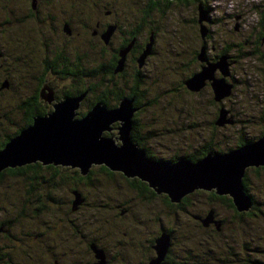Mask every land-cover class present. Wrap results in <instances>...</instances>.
I'll use <instances>...</instances> for the list:
<instances>
[{
    "label": "rangeland",
    "instance_id": "374dc122",
    "mask_svg": "<svg viewBox=\"0 0 264 264\" xmlns=\"http://www.w3.org/2000/svg\"><path fill=\"white\" fill-rule=\"evenodd\" d=\"M61 1H67L73 6L61 20L65 26L68 23L71 29L68 28V32L66 31L69 38L67 40L68 44L71 47L76 46L78 50L75 54H79L85 60L87 53H91L88 50H91L92 53L96 52L94 48L90 47L98 43L95 39L97 35L94 32L96 28L98 31L101 19V13L98 12L99 8L86 5V3L98 1ZM117 1L121 3L117 6V9H114L111 1L104 0L106 4H104L103 11L111 10L112 16L122 23L117 25V22H115L116 27L125 28L129 26L128 24L131 21L123 17L126 14H123L124 9H122L123 13H120L118 11L119 7H122L123 4L134 6L135 15L137 16L139 15L137 10L142 9V1L145 0ZM94 12H96V19L93 20L92 15ZM129 18L132 21L135 20V16L131 18L129 15ZM195 18H197L196 22ZM262 18L264 19V0H194V2L188 1V4L184 1H174L165 7L161 16L156 17L159 26L161 25L155 37L158 54L150 55L153 44L149 41L138 60L141 62L148 56H159L149 57L148 64L158 63L160 67L164 66L165 68H144L145 71L142 68V72L147 71L150 73L149 78H144L142 87L148 92L145 100L149 103L144 104L141 101L140 106L143 107L140 115L136 116L137 119L140 118L139 120L134 122L133 119L137 110L132 116V129L133 124H136L138 132L142 136L141 142H133L145 150L146 158L149 157L147 153L150 151L151 157L149 158L154 161L177 163L181 159H189L191 163H197L205 157L203 152L208 145H212L211 151L226 154L229 152L227 151L228 148L234 150L238 140H241L242 137L245 139L255 138L264 130V76L257 68L253 67V65L258 67V63L254 61L253 57L238 55L239 49L237 46L231 49L230 54L236 59L239 58V61L231 64L226 61L225 68L228 74L225 78L232 85L227 95L218 98L219 95H217L213 81L208 78L198 91H191L185 84L186 78L205 66V68H216L213 70L216 77L223 76L221 67L218 66L223 61L220 56L217 61L209 64L205 59L200 58L201 50L202 55L205 54V46L202 49V44L209 45L211 43L209 36H207L210 31L217 46L223 45V42L224 44L225 42L235 43L237 40L243 39L244 35H250L255 29L258 30L264 22L261 20ZM238 24H240L239 29H237ZM110 27L115 26L111 25ZM96 33L100 34L99 32ZM204 39H206L205 42ZM130 47L123 49L120 54L127 53ZM195 49L196 53H194ZM214 53L211 49L209 50L211 56ZM153 58L154 61L152 62ZM192 58H194L193 62ZM18 66L22 68L19 64ZM6 69L13 68L11 66L10 68H0V79ZM119 70H122V68H117L116 71ZM8 76L10 77V75ZM11 76L14 78L12 72ZM87 78L89 79L88 82L92 78L94 79V77ZM84 82L86 83V80ZM222 91H226V88ZM76 93L77 95L83 94H80V92L78 94V91ZM48 101H53V97L48 98ZM98 102L108 107L104 102ZM119 104L108 108H117ZM140 106H136L133 100V108L137 109ZM54 110L55 108L49 114ZM90 111L91 109L88 110V112ZM44 116L48 117V114ZM221 116L224 119L223 123H220ZM114 122L120 121L116 120ZM13 123L18 125L17 121ZM33 123L34 119L31 125ZM120 126L121 124L118 127ZM110 128L112 129L111 125ZM111 129L109 131L104 130L102 136L112 137L116 143L120 142V140H116L120 135L118 133L119 129H113L112 131ZM194 156L196 160H194ZM58 165L67 166L73 171L77 169L81 174L79 167ZM103 165L106 166V164H94L90 167L88 173L91 170L93 171L92 179L88 180L89 182L83 179L80 183L75 184L78 187H74V189L78 192L71 193L69 182L56 186V192L51 195L61 200L59 201L60 204L48 197L50 194L49 188H51L49 182L59 183L61 179H58L57 175L52 177L51 173H46V175L44 172L45 176L43 177L50 178L47 181L46 188L35 187L31 194L26 193L30 186L23 181L24 176L12 177L6 175L4 177L5 181L0 186V226L6 222L4 225L10 228L6 230L9 231L11 236H8L9 234L4 231V228H1L0 255L2 256L0 264H75L74 261L86 264L93 260H95L94 264H105L106 253L96 245L95 239L92 238L93 233L103 235L105 229L98 230V228L111 224L108 229L117 230L112 235L102 238V242L110 247L109 251H113L112 244L115 245L116 239L121 238L122 233H127V224L133 223V228L135 227L133 231L130 230L129 235L140 237L138 232L144 230L145 227L149 231H152V228L157 230L159 224L157 221L154 222V218L158 214L164 216L163 222L165 225H169V220H174V225H176V232L170 233L166 230L162 232L170 238L168 242L159 244L162 247L160 248L161 251H166L164 256L167 257L171 254L174 256V260H171L172 262L162 260L160 261L161 264H180L177 257L182 255L183 259H186L185 251L193 249V244H199L203 248V262L206 264H242V260L247 256H252L250 257L252 262L249 264L264 263V214H259L257 217H246L244 220L235 219V212L229 209V206L222 204L216 198L214 201L211 197H208L211 191H215L214 187H211L210 190L200 187L199 190H202V192L190 195L193 203L191 202V205L184 206V208L173 214L165 206L162 197L158 196L152 201L141 199L136 187L128 184L127 179L132 177H127L124 172L112 170L108 166L106 167L111 172H106L100 167ZM262 165L264 166V164ZM248 178L249 183L251 182L249 190L255 196L251 197L250 195L249 200L262 201L263 205L261 204L258 207V212H264V167L260 168L258 172L248 170ZM139 179L147 183L140 177ZM147 185L151 187L150 184L147 183ZM195 189L186 193L185 196ZM79 190L86 195L87 203L77 212L82 202L76 201L78 195H80ZM136 192L138 196H135ZM222 194L230 196L235 205L230 194L219 193V195ZM72 197L75 204L73 202L72 210H69L68 205L71 206V203L68 204V201ZM116 203H123V206L119 207L118 214L115 216L117 208L114 209V205ZM38 205L40 208L37 209ZM127 207H131V209H127V211ZM19 209H26V213L18 218L19 221H11L17 217ZM165 210L170 214H167ZM205 210L206 215L203 217H201L202 213L201 216L197 215V212ZM248 210H251V205L248 209L242 211L248 212ZM212 213L216 214V218L212 216ZM220 218L225 219L224 227L221 225ZM142 219L147 221L145 227L140 224ZM78 220L82 222L81 225ZM73 223L75 225L78 223V230L73 229ZM36 225L51 228L63 225L67 229H61L60 231L55 229L51 233H44L40 241H37V235L34 234ZM74 233H76L77 239H79L78 237L82 239L81 244L83 247L81 245V249L78 246L77 249L73 248V243L78 241L75 242ZM194 234L195 237H193ZM172 235L176 236V243L173 247ZM87 239H90V242L92 241L91 248L88 246ZM242 241L245 244L244 250ZM237 242L240 243V247L237 246ZM37 245L41 246L42 250L36 247ZM155 245H158V243L157 237L154 236V248ZM46 247H50L49 250H53L56 255L50 254L51 251L47 252ZM116 250L118 252L119 248H116ZM232 250L239 251L237 256H234ZM60 252L64 255L68 252L66 259L59 256ZM155 253L154 257L145 264H152L151 261L157 256V251ZM198 257L202 258L200 254ZM195 258H192V264H200ZM237 259L241 260L237 261Z\"/></svg>",
    "mask_w": 264,
    "mask_h": 264
},
{
    "label": "flooded vegetation",
    "instance_id": "af4514ba",
    "mask_svg": "<svg viewBox=\"0 0 264 264\" xmlns=\"http://www.w3.org/2000/svg\"><path fill=\"white\" fill-rule=\"evenodd\" d=\"M97 1L98 2L86 3V5H92L99 8L98 12L99 14L101 13V19L98 26L99 29L97 31L96 28L94 32V34L97 35L95 39L96 41H98V43L90 47L94 48L96 52L92 53L91 50H88L91 53H87L88 55L86 59L83 60L81 56H79V54H75L78 48L76 46L71 47L68 44L69 42L67 40H69V38L67 36V32L68 28L70 29L69 24L66 23L65 26L63 22H61L62 18H64L65 14H67L68 10L73 8V6L67 3V1L0 0V68H10V66L11 68H13L6 69L1 78V80H4L0 86V119H2L0 120V122H18L21 120L25 121L30 119L33 120L38 116L43 117L44 115H47L62 99H65L70 95H77V91L79 94L80 90L82 89L81 81L83 80V78L81 77L80 73L78 74L77 72L83 71V68H94L96 70L100 68L98 76H102V71L108 68L111 72L110 81L113 82L111 90L101 89L93 93H87L86 96L83 97L84 99L81 101L78 109L75 110L74 114L75 116H78L75 117V119L84 117L83 115H81V113H85L89 110V108L91 107L90 103L95 100L102 101L105 96L111 98V101L108 99V107H113L116 104L118 105L120 103V99L118 98L119 95H123V92H132L134 80L136 78L138 79V84H140V86H135L134 89H140L139 87H141L143 94L146 95L148 93L146 89H143L142 87L144 78H149L150 73L147 71L140 73V70L142 71V68L144 70V68L165 67H160L158 63L148 64V58L154 56H148L141 62H139L138 57L143 53L149 41H151L153 44L150 55L158 54V51L156 50L157 42L155 40V37L156 32H159L161 25L159 26V21L156 19V17L161 16L165 7L167 6V2L165 0H156V3L149 4L148 0L142 1V9L137 10L139 14L137 16L135 15L136 10L134 6H127L123 4L122 7H119L118 11L120 13H123L122 9H124L123 14L126 15H123V17L131 22L130 24H128L129 26L125 28H118V26L116 27L115 22H117V25H121L122 23H120L118 19H115L112 16L111 10L103 11L104 4H106L104 3V0ZM109 1L112 2V8L114 9H117V6L121 3L117 0ZM179 1H184V3L187 4L188 1L194 2V0ZM93 15L94 16L92 17V19L94 20L96 19V12H94ZM129 15L131 18L135 16V20L132 21L129 18ZM196 21L197 18H195V22ZM133 22L136 24H134ZM111 25H114L115 27H110ZM239 28L240 24H238L237 26V29ZM96 32H99L100 34H97ZM207 36H209L211 43H209V45H207L206 43L205 45L202 44V49L205 46L204 59L208 64L217 61L219 56H226V61L230 64L234 63L235 61H239V58L236 59L232 54H230L231 49L234 46H237V48L239 49L238 55H248V57H253L254 61L258 63V67H256V65H253V67L257 68L258 71L264 76V22L261 24V26H259L258 30L255 29L254 32L250 33V35H244L243 39L237 40L235 43L225 42L224 44L223 42V45L217 46V44H215L212 39L211 31ZM128 38H130L129 41ZM205 40L206 39H204V42ZM128 46H131L129 51H127V53H125L124 55H121V51L123 49H127ZM210 49L215 52L212 56L209 54ZM194 53H196V49L194 50ZM194 53L192 54V56L194 55ZM154 58L152 62L154 61ZM193 61L194 58H192V62ZM49 62L53 63L50 64ZM18 64L22 68H19ZM61 68L69 70L67 71V73H70L71 75H63V73L61 74ZM117 68H122V70L116 71ZM11 72L13 73L14 78H12ZM76 74L77 78L75 77ZM8 75H10V77ZM40 82H43V84L39 85ZM38 86H40V90H37ZM37 91L38 94L36 95V100L33 101L32 97L34 98ZM81 93L82 92H80V94ZM51 96L53 97V101H48V98H50ZM45 97L48 98L46 99ZM40 105L43 107H40ZM141 108L142 107H138L137 112L135 113V116L133 118L134 122L140 119H137L136 116L140 115ZM119 124L120 122H113L111 124V131L117 128ZM135 125H133L134 130L137 127V125L136 127ZM14 126L16 129L20 128L19 123L18 125L14 124ZM0 127V136H3L4 139L6 134L4 128L1 125ZM263 131L264 130H262L259 136L255 138L251 137L245 139L242 137L241 140H238V143L236 144V147H234V149L247 143L256 141L264 135V133L262 134ZM136 132H138V130H136ZM133 141L135 140L133 139ZM241 142H243V144H240ZM263 167V165L249 166L246 171L250 170L258 172L259 169ZM121 175L125 177L124 174L121 173ZM244 179L245 178H243V188L249 196L251 195V197H255L253 192H250L249 190V184L251 183H249V178L247 177L246 179L247 186L245 185ZM127 181L129 185L143 182L139 179V177H132L131 179H127ZM147 188H150L152 191L155 190L154 188L149 186ZM195 190H198L197 194L199 192H202V190L199 189ZM135 196H138L137 192ZM140 196V198L143 199V196L141 194ZM208 197H211V199L214 201L216 198L217 200L221 201L222 204L229 206V209L235 212L234 218L238 220H244V218L246 217H257L260 214L258 212V207L261 204L263 205L262 201L255 199L250 201L251 210H248V212L239 211L233 204L230 196L228 197V195L226 194L219 195L216 194L215 191H211V194H209ZM81 199L82 201L83 199H87L86 195L82 194ZM122 206L123 203H116V205H114V209L117 208L115 216L116 214H118L119 207ZM127 209H131V207H127L126 210ZM79 211L80 209H78L77 212ZM197 215L203 217L204 215H206V210L197 212ZM212 216H215L216 218V214L212 213ZM154 219V222L157 221L159 226L157 230H155V228H152V231H149V229L145 227L147 222L146 220L142 219L140 221V224L145 227L144 230H139L138 233L140 237H132V235H129L131 233L130 230L133 231L135 227L133 228V223L127 224V233H122V236L124 235V237L121 236V238H117L115 241V245L112 244V248H114L113 251H109L110 247L102 242V238L112 235L117 230L108 229L109 225L111 224H108L107 226L104 225L98 228V230L105 229V234L103 233V235H92V238L95 239L96 245L101 247V249L106 253L105 264H145L152 257H154V255L156 254V250L154 248V236L157 237L161 233L164 225L162 223L163 217L157 215ZM219 220L221 221V225L224 227L225 219L220 218ZM79 222L81 225L82 222L78 220V223ZM108 222L110 223L111 221L109 220ZM49 229L50 231L52 230V228L49 226H42L40 230L43 233H51ZM204 232L206 233V231ZM118 234L120 235V233ZM74 236L76 239L75 242L77 240L79 242L77 241V243H73V248L77 249L78 246L81 249L82 239L80 237H78L80 240L77 239L76 233H74ZM114 236H116V234H114ZM193 237H195V234L193 235ZM173 239H175L176 241V236H173ZM87 241L88 244H91L90 239H87ZM242 245L244 250V241H242ZM193 246V249H188L187 251H185L186 259H183L182 255L181 257H177L178 263L180 262V264H192V258L196 257L195 259L200 264H204L202 254L203 248L199 244H193ZM237 246L240 247L239 242H237ZM36 247L42 250L41 246L39 247L37 245ZM116 248H119L118 252ZM232 251L230 252H232L234 256H237V253H239V251ZM199 254L202 256L201 259L198 257ZM66 255L68 256V252H66ZM67 256H63V259H66ZM247 257L250 258L252 256ZM71 258L74 259L76 257ZM164 260H166L167 262H171L172 259H167L165 257ZM238 260L241 259H237V261ZM94 261L95 260H93L92 262L84 263L94 264ZM74 263L80 264L77 261H74Z\"/></svg>",
    "mask_w": 264,
    "mask_h": 264
},
{
    "label": "water",
    "instance_id": "95a60500",
    "mask_svg": "<svg viewBox=\"0 0 264 264\" xmlns=\"http://www.w3.org/2000/svg\"><path fill=\"white\" fill-rule=\"evenodd\" d=\"M200 58L204 59L202 50ZM221 58L223 61L218 66L221 67L222 77L213 74L216 68L205 66L185 81L187 87L198 91L208 78L213 81L218 98L227 95L232 85L225 78L228 74L225 68L227 57ZM224 88L226 91H222ZM85 94L58 102L48 117L34 118L33 125L7 142L0 149V172L6 168L41 162L44 165L79 167L81 174L86 175L92 165L106 164L112 170L124 172L127 177H140L158 193H168L173 202H180L192 189L202 187L210 190L214 187L218 194H230L239 211L249 208L250 200L244 192L243 177L249 166L264 164V136L226 154L208 153L197 163L183 159L177 163L158 162L146 158L145 150L130 137L132 116L138 109L132 107L131 99H122L114 109L98 102L84 118L75 119V110ZM222 117L220 123L224 122ZM116 120L121 124L115 128L119 129L120 135L115 138L120 140L119 144L112 137L102 136V132L109 131ZM76 201H82L80 195ZM169 238L166 233L157 238V256L152 264H161L160 261L165 259L166 251H161L159 244L168 242Z\"/></svg>",
    "mask_w": 264,
    "mask_h": 264
},
{
    "label": "trees",
    "instance_id": "16d2710c",
    "mask_svg": "<svg viewBox=\"0 0 264 264\" xmlns=\"http://www.w3.org/2000/svg\"><path fill=\"white\" fill-rule=\"evenodd\" d=\"M166 2H167V6L169 5V4H172V2H174L175 0H165ZM179 1V0H178ZM202 1V0H201ZM154 4V3H156V0H150L149 1V4ZM169 3V4H168ZM166 6V7H167ZM94 15H92V17H93ZM262 21H264V19L262 18L261 19ZM129 39L130 38H128V41H129ZM50 64H52L53 62H49ZM99 69L100 68H98L97 70L96 69H94V68H83L82 70L83 71H79V72H77L78 74L80 73V75H81V77L83 78V80L81 81V87H82V89L80 90V92H82V93H93V92H95V91H98V90H101V89H103V90H111V87H112V82L110 81V79H111V72L109 71V69L108 68H106V69H104L103 71H102V76H97L98 75V73H99ZM67 71H69V70H65L64 68H61L60 69V72H61V74L63 73V75H71L70 73H67ZM198 71V70H197ZM197 71H195V73L197 72ZM140 73H143L141 70H140ZM191 75H194V72L191 74ZM191 75L189 76V77H191ZM44 77V76H43ZM76 78H77V74H76V76H75ZM87 77H94V79L92 78H90L91 79V81L90 82H88V78ZM188 77V78H189ZM45 78V77H44ZM85 78H87V79H85ZM188 78H186V80L188 79ZM3 80L4 79H0V86H1V84L3 83ZM45 80V79H44ZM84 80H86V83L84 82ZM139 82H138V79L136 78L135 80H134V84H133V90H132V92H123V95H119V99H120V101L123 99H131L132 101L134 100V102H135V104H136V106H140V104L142 103L141 101H143V103L144 104H146V103H149L148 101H146L145 100V96H147V94L145 95V94H143V92H142V90H141V87H139L140 89H134V87L135 86H140V84H138ZM43 84V82L41 83L40 82V84L39 85H42ZM37 90H40V86H38L37 87ZM189 90V89H188ZM147 91V90H146ZM38 94V91H37V93L35 94V96H34V98L32 97V100L33 101H35L36 100V95ZM79 96H81V95H75V96H68V97H66V98H73V99H75L76 97H79ZM0 97H1V95H0ZM108 99L111 101V98H108V96H105L104 98H103V100H102V102H104L105 104H107L108 106H109V104H108ZM119 101V102H120ZM153 101V100H152ZM97 103V101L95 100V101H93L92 103H90L91 104V107L89 108V110L90 109H92L93 108V106L95 105ZM40 107H43V106H41L40 105ZM141 107V106H140ZM43 109V108H42ZM88 113V111H86L85 113H81V115H83V116H86V114ZM42 116V115H41ZM14 121H8V122H6V121H1L0 122V125L4 128V131H5V129H6V131H5V137H4V139H3V136H0V149H2L5 145H6V143L7 142H9L12 138H14L15 136H17L20 132H21V130H23V129H25L26 127H28V126H30L31 124H32V119H30V120H25V121H18V123L20 124V128L19 129H16L15 128V126H14V123H13ZM134 125V124H133ZM134 127V126H133ZM136 130H138L137 129V127L135 128V130H134V128H133V130H131V138H133L135 141H139V142H141L140 140H141V135H140V133L139 132H136ZM264 133V131L262 132V134ZM264 136V135H263ZM240 144H243V142H241ZM242 146H244V145H242ZM241 147V146H240ZM210 148H213L212 147V145H208L207 146V148H205L204 149V152H203V155L204 156H206L208 153H216V152H214V151H211V149ZM229 150V152L232 150V148H228L227 149V151ZM217 153H221V152H217ZM148 156L149 157H151V155H150V151H148ZM222 154V153H221ZM203 155H201V156H203ZM188 158H191V157H188ZM200 159V158H199ZM189 160V159H188ZM192 160V159H191ZM194 160H196V157L194 156ZM103 170H105V171H110L111 172V170H109V168H107L106 166H100ZM45 172V174L46 173H51L52 174V177H54V176H58V179L59 178H61L60 180H59V183H56V182H49V186L51 187V188H49V198L52 200V201H54V202H56V203H59V201H61V200H58L57 199V197H55V196H53V195H51V194H53V193H55L56 192V186L58 187L60 184L61 185H63L64 183H66V182H69V183H67V184H69V187L71 186V188H70V191H71V193L73 194V192H78V190H75L74 189V187H78L77 185H75V184H77V183H80V181H82L83 179H85L86 180V182H89L88 180H90V179H92V173H93V171L91 170L87 175H81L80 173H79V171L76 169V170H71V169H69V167H67V166H60V165H53V164H48V165H44L43 163H41V162H35V163H31V164H27V165H24V166H18V167H15V168H7V169H5L4 171H2L1 173H0V186H2L1 184L3 183V181H5L4 180V177L6 176V175H10V176H12V177H16V176H24V182L28 185V186H30V188H28L27 189V191H26V193L27 194H31L32 192H33V188H35V187H40V189H43V187H44V189L46 188V186H47V181H49L50 180V178L48 179V178H44L43 176H45L43 173ZM248 171H245V173H246V175L243 177V178H245L244 180H245V185H246V179H247V177H248V173H247ZM47 175V174H46ZM91 177V178H90ZM51 179H53V178H51ZM41 181H43V182H41ZM35 185V186H34ZM75 185V186H74ZM133 186L134 187H136V189L139 191V197H141L140 196V194L143 196L142 198L143 199H147V200H149V201H152L153 199H155L156 197H158V196H160V197H162L163 199V202L165 203V206L166 207H168V210H169V212L170 213H173V214H175V212L176 211H179V209H181V208H184V206H188V205H190V203H191V198H190V196L189 195H191V194H196L197 193V191L198 190H194L192 193H190V194H188V195H186L185 197H183L181 200H180V202H173L171 199H170V197L168 196V194H164V193H162V194H158V192H156L155 190H151L150 188H147L148 187V185H147V183H144V182H140V183H138V184H133ZM247 186V185H246ZM80 191V195L82 196V194H84L81 190H79ZM244 192L248 195V193L245 191V189H244ZM84 196V195H83ZM74 197V196H73ZM70 198V202L68 201V204H70L71 203V206H69L68 205V207H69V210H72V203L74 202V198ZM84 198V197H83ZM85 200V201H84ZM86 201H87V199H83V201L81 202V206L80 207H78V209H80L83 205H85L86 204ZM30 201L28 200V203H29ZM60 204V203H59ZM236 207V206H235ZM38 208H40L39 207V205L37 206V209ZM19 210H20V212H19ZM18 210V214H17V217H15L13 220H11V221H17L18 220V218L20 217V216H23L24 215V213H26V209H19ZM78 211V210H77ZM162 211V210H161ZM166 211V210H165ZM172 211V212H171ZM75 212V211H74ZM166 213L167 214H170V213H168L167 211H166ZM260 214H264V212H259ZM160 217H163L164 218V216L163 215H160V214H158ZM19 221V220H18ZM164 225H163V229L164 230H166V231H168V232H172V231H175V229H176V225H174V220L172 221V220H169L168 221V223H169V225L167 226V225H165V223L164 222H162ZM4 224H6V222L5 223H3L2 224V226H0V231L2 230L1 228H4V231L5 232H7L9 235L8 236H11L10 235V233H9V231H7V230H9L10 228L8 227V226H5ZM4 225V226H3ZM77 225V226H76ZM75 225V223H73L72 224V227H73V229H75V230H78V223ZM5 227H8V228H5ZM58 228V229H57ZM7 229V230H6ZM41 229V227L39 226V225H36V227H35V229H34V234L35 235H37V241H40V239H41V237H43V232L40 230ZM57 230V231H60L61 229L62 230H64V229H67V227L65 226H54L53 228H52V230ZM163 229H162V231H163ZM51 230V231H52ZM50 231V232H51ZM162 231H161V233L157 236V238L159 237V236H161V234H162ZM74 232V231H73ZM6 233V234H7ZM93 235H96L95 233H93ZM174 240V241H173ZM172 247L174 246V244H175V239H173V237H172ZM45 243V242H44ZM91 243H92V241H91ZM89 245V248H91V244H88ZM50 248V247H49ZM49 248H45V249H47V252H50L51 251V253L50 254H53L54 256L56 255V253L53 251V250H49ZM185 255V254H184ZM1 256L2 255H0V259H1ZM59 256H67V255H64L63 253H61L60 252V255ZM167 259H174V256H172L171 254H169L168 255V257H166ZM252 258H248V257H246V258H244L243 260H242V264H249L250 262H252V260H251ZM4 262H6V261H4ZM3 262V263H4ZM172 262V261H171ZM205 264V263H204Z\"/></svg>",
    "mask_w": 264,
    "mask_h": 264
},
{
    "label": "bare ground",
    "instance_id": "6f19581e",
    "mask_svg": "<svg viewBox=\"0 0 264 264\" xmlns=\"http://www.w3.org/2000/svg\"><path fill=\"white\" fill-rule=\"evenodd\" d=\"M27 76V75H26ZM148 131V130H147ZM184 160H186V159H184Z\"/></svg>",
    "mask_w": 264,
    "mask_h": 264
}]
</instances>
